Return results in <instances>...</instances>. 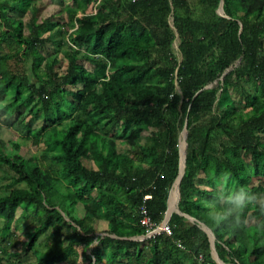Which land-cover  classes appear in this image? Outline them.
<instances>
[{"label": "trees", "instance_id": "obj_1", "mask_svg": "<svg viewBox=\"0 0 264 264\" xmlns=\"http://www.w3.org/2000/svg\"><path fill=\"white\" fill-rule=\"evenodd\" d=\"M222 1L224 16L220 0H55L49 15L0 0V264H217L200 223L223 264H264V0ZM186 122L178 208L195 222L172 213L170 236L144 238Z\"/></svg>", "mask_w": 264, "mask_h": 264}, {"label": "rangeland", "instance_id": "obj_2", "mask_svg": "<svg viewBox=\"0 0 264 264\" xmlns=\"http://www.w3.org/2000/svg\"><path fill=\"white\" fill-rule=\"evenodd\" d=\"M44 4H46V10H45V15H49L50 14V12L53 10V9H55V7H56V3H55V0H41ZM57 33V30L56 31H53V32H51V36H53V35H55ZM173 48H174V52L176 53V56L179 58V54H178V52H177V48H178V40H176L175 42H174V45H173ZM57 50V48H56V46H54L53 47V49L52 50ZM214 86H216V84L214 83V85H212V87H214ZM211 86L210 87H208V88H212ZM187 123V122H186ZM185 123V124H186ZM183 127H184V125H183ZM5 130H6V133H9V131H7V129L5 128ZM182 130H183V128H182ZM188 134V133H187ZM182 140H184V134L181 132L180 133V140H179V148H180V152H182V154H183V151H184V143L185 142H183V146H182ZM23 147H24V149H25V151H26V153H28V154H31V153H33V152H36L37 151V148H34V147H31L30 146V143L29 142H25V144H23L22 145ZM187 150V149H186ZM0 178H1V174H0ZM217 189H218V187H217ZM218 194H219V196H220V198L221 197H224L225 196V194L223 193V192H221L219 189H218ZM172 196L174 197V200L172 199ZM179 200V199H178ZM177 204H178V201H176V189H175V187H173V189L171 190V193H170V199H169V212L168 213H171L172 211H174V210H176V208H177ZM79 207V211H81V207L80 206H78ZM18 214H20V210H18V212H17ZM82 213L83 212H79V216L81 217V215H82ZM239 216V215H238ZM164 220H168V218L166 219V217L164 218ZM19 228H18V233H17V235L19 236L18 237V239H17V241H18V244L20 243V242H23L24 241V237H23V235L21 234L22 233V231L23 230H25V226L24 225H19L18 226ZM95 229H96V234L95 235H100V236H104V233H105V229H106V223L105 222H98L97 224H96V226H95ZM41 241H39V245L41 246V247H43L42 248V250L40 251V253H39V255H42L43 254V252H45V250H46V248H45V242H42V238L40 239ZM17 244V242L15 243V245H12L10 248H8V250H7V254H11V253H16V251L18 252V251H20L19 249H21V246H17L18 245ZM37 250L39 251V249L37 248ZM86 253L87 254H89V250H87L86 251ZM80 254H81V248L80 247H78L77 248V250H76V254L74 255V257H76V256H80ZM33 256L31 255V254H29V255H23V257H22V260H21V262L22 263H25V264H29V263H31L32 262V260H33ZM81 258V257H80ZM80 258H79V261H80ZM29 259V260H28ZM12 260H14V259H12ZM3 264H6V263H3ZM67 264V263H66ZM81 264V263H80Z\"/></svg>", "mask_w": 264, "mask_h": 264}, {"label": "water", "instance_id": "obj_3", "mask_svg": "<svg viewBox=\"0 0 264 264\" xmlns=\"http://www.w3.org/2000/svg\"><path fill=\"white\" fill-rule=\"evenodd\" d=\"M222 5H223V1L220 0V5H219V7H218V9H217V13H218V15H220V16H224V12H223V7H222ZM185 128L187 129V132H188V125H187V123L184 124V127H183L182 132L185 130ZM179 140H180V136H179ZM184 148H185V152H184L183 159H182V157H181V152H180V148H179V156H180V171H179V175H178V177H177V179H176V181H175V183H178V198H179V201H180L179 185H180L181 179L183 178L184 173H185V162H186L187 140H186V142H185V147H184ZM175 183H174V185H175ZM174 185H173V187H174ZM173 187H172V189H173ZM172 189H171V190H172ZM171 190H170V193H171ZM170 193H169V197H168V208H167V211H166V214H165L166 219L168 218V220H169V219H170V216H171L172 213H177V214H179V215L184 216V217H185L186 219H188L190 222H195V220H194L193 218L189 217L188 215H184V214H182V213L179 211L178 204H177V208H176V210L172 211L170 214L168 213V211H169V199H170ZM179 201H178V203H179ZM198 226L200 227V229H202V230L207 234V236H208V238H209L210 248H211V256H212V258L215 260V262H216L217 264H223L222 261H221V260L218 258V256H217V253H216V250H215V247H214V237H213V234H212L211 231H210L206 226H204L203 224L200 223V224H198Z\"/></svg>", "mask_w": 264, "mask_h": 264}, {"label": "built area", "instance_id": "obj_4", "mask_svg": "<svg viewBox=\"0 0 264 264\" xmlns=\"http://www.w3.org/2000/svg\"><path fill=\"white\" fill-rule=\"evenodd\" d=\"M133 2L138 0H132ZM150 197H145V199H149ZM141 217H140V226L145 230V236L144 238H154L161 235L170 236L171 235V229L168 224V220H163L160 224L154 223L150 216L147 213V210L144 208L140 211ZM177 246L179 248H182L181 244L178 242Z\"/></svg>", "mask_w": 264, "mask_h": 264}, {"label": "clouds", "instance_id": "obj_5", "mask_svg": "<svg viewBox=\"0 0 264 264\" xmlns=\"http://www.w3.org/2000/svg\"><path fill=\"white\" fill-rule=\"evenodd\" d=\"M231 203H235L237 209H242L243 207H245L246 204V200H245V194L244 193H240L239 195H237L234 200L230 199ZM224 217L221 216H217L214 218V220L219 223L221 219H223ZM169 222V220H168Z\"/></svg>", "mask_w": 264, "mask_h": 264}, {"label": "bare ground", "instance_id": "obj_6", "mask_svg": "<svg viewBox=\"0 0 264 264\" xmlns=\"http://www.w3.org/2000/svg\"><path fill=\"white\" fill-rule=\"evenodd\" d=\"M184 134V140H182V146H183V142H186V137H187V130L185 128V130L182 132ZM184 147H185V143H184ZM184 151H185V148H184ZM184 151H183V154L181 152V157L183 159V155H184ZM175 189H176V195L178 193V183H175ZM172 199L174 200V197L172 196ZM179 199V198H178ZM178 199L176 198V201H178ZM169 212V211H168ZM170 214V213H169Z\"/></svg>", "mask_w": 264, "mask_h": 264}]
</instances>
